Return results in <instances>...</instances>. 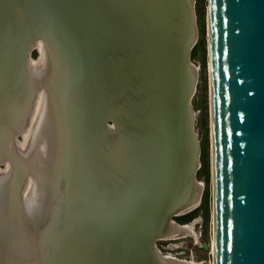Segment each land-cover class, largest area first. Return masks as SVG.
<instances>
[{
    "label": "water",
    "instance_id": "1",
    "mask_svg": "<svg viewBox=\"0 0 264 264\" xmlns=\"http://www.w3.org/2000/svg\"><path fill=\"white\" fill-rule=\"evenodd\" d=\"M193 6L0 0V264H207L154 244L198 239ZM207 46L213 264H264V0H207Z\"/></svg>",
    "mask_w": 264,
    "mask_h": 264
},
{
    "label": "rangeland",
    "instance_id": "2",
    "mask_svg": "<svg viewBox=\"0 0 264 264\" xmlns=\"http://www.w3.org/2000/svg\"><path fill=\"white\" fill-rule=\"evenodd\" d=\"M193 13L198 28V42L194 47L195 51L190 55L191 64L198 70L199 81L196 92L191 98V110L194 116V133L200 143V167L195 174L196 182L204 184L202 189V202L205 190H207L209 201L208 206L203 207L202 203L196 212L195 217L187 221L188 215L174 218V222L179 226H191L198 234L195 242L193 237H182L170 241H157L156 247L164 256L173 258L210 264L213 261L212 244V175H211V155H210V119H209V74H208V51H207V0H194ZM29 61L35 63L39 58L37 46L29 51ZM32 123V121H31ZM106 127L112 132L116 131L114 120L111 116L106 117ZM29 129V128H27ZM23 139V134L16 136V142ZM208 146L204 150L203 144ZM2 167V165H0ZM3 168V167H2ZM185 218V219H184Z\"/></svg>",
    "mask_w": 264,
    "mask_h": 264
},
{
    "label": "trees",
    "instance_id": "3",
    "mask_svg": "<svg viewBox=\"0 0 264 264\" xmlns=\"http://www.w3.org/2000/svg\"><path fill=\"white\" fill-rule=\"evenodd\" d=\"M195 48H196V47H195ZM195 48L193 49V51H195ZM193 51H192V55H191L192 57H193V54H194ZM207 146H208V143L205 142V143L203 144V148H204L203 151H205V149L207 148ZM208 201H209V196H208L207 190H205L204 195H203L202 206L207 208V206H208ZM195 214H196V212H192V213H190V214L188 215L187 221H190L191 218H194V217H195ZM184 219H185V218H184Z\"/></svg>",
    "mask_w": 264,
    "mask_h": 264
},
{
    "label": "bare ground",
    "instance_id": "4",
    "mask_svg": "<svg viewBox=\"0 0 264 264\" xmlns=\"http://www.w3.org/2000/svg\"><path fill=\"white\" fill-rule=\"evenodd\" d=\"M41 51H42V47H41V50H40V53H39V55H41ZM39 60V59H38ZM37 60V61H38ZM208 74H209V72H208ZM40 108H41V103L39 102L38 103V107H37V113H39V110H40ZM35 130V129H34ZM34 132V131H33ZM33 134V133H32ZM23 140H25L26 141V139L28 138V137H30L31 136V130H30V132L29 131H27V133H25V135L23 134ZM33 184V183H32ZM197 209H198V207H197ZM179 226V225H178ZM174 240H176V239H174ZM157 241H162V240H155V242H157ZM163 241H170V240H163ZM155 244V247H156V243H154ZM156 249H157V247H156ZM158 250V249H157ZM211 250H212V253H213V239H212V244H211ZM159 251V250H158ZM160 253V252H159ZM160 255H162L161 253H160ZM162 256H164V255H162ZM164 257H171V256H164ZM195 263V262H194ZM207 263V262H206ZM210 264H213V261L210 263Z\"/></svg>",
    "mask_w": 264,
    "mask_h": 264
},
{
    "label": "snow or ice",
    "instance_id": "5",
    "mask_svg": "<svg viewBox=\"0 0 264 264\" xmlns=\"http://www.w3.org/2000/svg\"><path fill=\"white\" fill-rule=\"evenodd\" d=\"M229 250H231V249L229 248Z\"/></svg>",
    "mask_w": 264,
    "mask_h": 264
}]
</instances>
